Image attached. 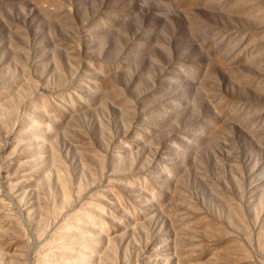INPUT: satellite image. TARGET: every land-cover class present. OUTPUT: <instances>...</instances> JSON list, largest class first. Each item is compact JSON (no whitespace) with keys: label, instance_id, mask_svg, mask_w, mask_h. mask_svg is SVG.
I'll return each mask as SVG.
<instances>
[{"label":"rangeland","instance_id":"obj_1","mask_svg":"<svg viewBox=\"0 0 264 264\" xmlns=\"http://www.w3.org/2000/svg\"><path fill=\"white\" fill-rule=\"evenodd\" d=\"M0 264H264V0H0Z\"/></svg>","mask_w":264,"mask_h":264},{"label":"bare ground","instance_id":"obj_2","mask_svg":"<svg viewBox=\"0 0 264 264\" xmlns=\"http://www.w3.org/2000/svg\"><path fill=\"white\" fill-rule=\"evenodd\" d=\"M76 255V254H75ZM71 257V256H70ZM85 261V260H84Z\"/></svg>","mask_w":264,"mask_h":264}]
</instances>
